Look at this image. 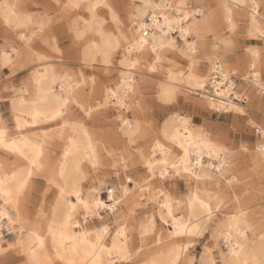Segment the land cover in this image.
I'll return each mask as SVG.
<instances>
[{
	"label": "bare ground",
	"instance_id": "6f19581e",
	"mask_svg": "<svg viewBox=\"0 0 264 264\" xmlns=\"http://www.w3.org/2000/svg\"><path fill=\"white\" fill-rule=\"evenodd\" d=\"M53 1L60 13L68 14L80 7L85 10L87 17L83 16L81 20L75 17L69 27L77 39L74 47L77 60L86 66H109L120 53L116 65L119 64L121 70L112 86L103 84L95 88L93 80H87L81 70L73 74L55 68L48 61L49 54L34 49V37H41V32L50 28L52 16L47 10H42V14L37 12L35 16L27 13L20 0H0V23L18 29V37L23 42L20 48L0 47V71L11 76L12 71L23 70L35 63L29 76L8 90L11 91L8 98L0 96V130L5 132L6 142L11 145L15 141L20 150L0 146V254L6 249L18 248L25 264H115L125 261L131 254L132 221L129 222V215L145 200L144 204H154L157 211L149 213L147 222L140 221L139 237L147 238L152 232L158 243L164 234L180 240L165 247H152V252L141 264H194V259L187 254L192 241L183 238L202 236L209 228L215 240L213 243L219 239L224 248L218 250L217 258L210 254V248H204L197 259L198 264H264V224L253 218L244 205L234 204L223 210L221 191L233 188L238 181L232 173L235 160L232 149L226 147L214 131L193 124L188 116L179 112L171 113L153 137L144 127L142 116L134 113L131 119L124 114L136 102L132 100L136 92L135 74L143 66L150 72H162V64L166 63L170 52L187 56L188 69L182 72L168 68L162 72L163 81L157 89L160 101L171 104L176 99V89L183 85L210 110L244 113L248 89L256 98L258 93L264 94L259 48L254 45L245 48L247 69L238 76L236 68L227 63L225 56L230 39L217 34L221 28L214 31V24L221 22L232 33L238 12L247 23L248 36L263 37L264 14L260 10L264 0H216L215 7L206 12L191 7L190 0H128L124 19L119 17L112 0ZM102 7L107 11L112 29L105 25V18L98 12ZM29 18L31 23H27ZM207 32L213 34V40L209 42V50L202 52L208 67L207 73H202L195 69L194 59L197 58V46L206 44ZM174 34L180 39V46ZM41 39L42 44L52 42L50 47L54 48L56 40L44 36ZM82 83L90 87L88 93L81 87ZM5 104L12 113L10 122L4 116ZM70 104L84 114L82 118L68 113ZM109 106L117 111L120 140L131 145L140 138L148 140L146 145L137 148L135 156V161L145 170L148 183L140 186L142 177L138 174L125 176L116 187L106 190L107 198L104 199L99 192L104 180L93 176L108 165L115 168L121 163L124 169L126 160L133 158V153L125 147L113 150L107 139L97 138L84 123V117H92L99 107ZM255 131L261 140L255 144L250 161L256 166H264V128H255ZM52 147L58 148L55 156L51 154ZM164 159L168 161L167 166L159 163ZM150 163L152 171L148 167ZM186 167L188 171H185ZM87 168L93 170V176H88ZM114 173L120 178L118 170ZM170 174L185 177L191 183L184 198L174 197L165 187L156 188L149 183L153 176L163 180ZM40 175L47 185L41 188L45 202L39 201L40 206L35 205L39 208L30 218L25 205L31 202L33 192H37ZM103 211L113 215L114 230L104 220ZM218 211L223 212L224 217L211 224ZM155 216L166 227L157 228ZM94 220L99 224L93 225L95 223L91 221ZM121 230L123 235L118 236ZM97 235H102L103 251L100 246L92 247L97 244ZM114 243L116 248L109 255L107 250L113 249Z\"/></svg>",
	"mask_w": 264,
	"mask_h": 264
},
{
	"label": "rangeland",
	"instance_id": "374dc122",
	"mask_svg": "<svg viewBox=\"0 0 264 264\" xmlns=\"http://www.w3.org/2000/svg\"><path fill=\"white\" fill-rule=\"evenodd\" d=\"M20 1H21V4L23 5L22 9L24 8V10L27 13H30L35 16L38 13L42 14L43 13L42 10H47L49 15L52 16V19H51L52 24L50 23V28L48 29L45 28L41 32V37L39 38H37L38 36L34 37L36 38L34 49L42 50L46 54H49L50 57L48 61L52 62L55 68L60 69V70L62 68L63 70L72 72L73 74L81 70L84 76L87 78V80H90V79L93 80L92 83L95 86V88L103 84H108V85L110 84L111 86L114 84L116 76L118 75V72H120L119 70H121V66L119 64L116 65L118 63L117 61L120 57V53L115 56V58L113 59V63L109 66H104L100 64L99 65L93 64L92 66H86L80 63L79 60H77L75 56L74 47H76L77 39H75V37L73 36V32L71 29H69V27L70 28L72 27L71 25L76 18L81 20L83 16L87 17V15L84 12L85 10H83L80 7L76 9L77 11L76 10L72 12L69 11V13L67 14V13H60L58 10V7H56L58 5L54 3L53 0H20ZM127 2L128 0H112V4L121 19L126 18V8H127L126 3ZM189 5L191 7L196 6L202 9L204 12H206L209 9H211L212 6L215 7L216 0H190ZM260 11L264 14V7L261 8ZM98 12L102 17L105 18V21H104L105 25L111 28V21L108 18L106 9L102 7L98 10ZM235 17L237 18V22H236V28L234 29V32H232L233 34L231 32L229 33V31L226 29V27L224 28V25H222L221 22H216V24H214V31H218L219 28H221V31L217 32V34L220 33L221 36H224L230 39L231 49L228 48L225 52L227 63L229 65L234 66L237 70L238 76H241L244 73V71L247 69V64H248V55L246 54L247 53L246 49H248V46L254 45L257 48H259V51H260V61L262 65L261 77L264 80V48H263L264 47V36L263 37L259 36L260 39L249 37L246 31L247 23L245 19L241 17L240 13L238 12L236 13ZM17 30L18 29H11L0 23V47L2 46V47H5L6 49H10L11 46L20 48L23 42H21V40L19 39L18 34L20 31L19 30L17 31ZM42 36L46 37L49 40H56L54 43L55 45L54 48L50 47V45H52V42H50L47 39H46L47 41L46 43H48L49 41V44H44V43L42 44V39H41ZM174 36L177 38L178 45L180 46L182 43L180 42V39L177 37V34H174ZM212 36L213 34L211 32H207V34L205 35V39H204V41H206V44L200 47L197 46V52L195 54V57L197 58L194 59V66H195V69L200 70L202 73H207L206 69H208L207 63H205V60L203 59L204 54L202 52L209 50L210 48L209 42L213 40ZM56 49H59V50L56 51ZM186 59H187V56H181L180 54H173L172 52L168 53L166 63L163 62L162 64L164 68L162 69V72L166 71L168 68L174 69L176 71L185 72L188 69V60ZM34 65L35 63L32 62L29 66H27V68L23 70L18 69L17 71H12L14 74L11 73V76L8 75L7 73H4V71H0V94H1L0 96L2 98H8V95L11 92V91L8 92V90L12 86H17L22 80H24V78L29 76L32 68H34ZM166 66H169V67H166ZM171 66H173L174 68ZM146 69L147 67L143 66L141 69L138 70V73L135 74V77L137 78L136 92L133 95L132 100L134 101L136 100V102L139 101L138 102L139 105H137L138 103L136 102L131 104L130 109L124 112L125 116L131 119L133 118L134 113L137 116L138 115L142 116L143 118L142 122L144 124V127L149 129L150 131L149 133L152 134V137L156 134L155 130H158L161 127L164 120L173 112H179L180 114L186 115L190 118L193 124L195 125L197 124L199 125V127L205 128L209 131L211 130V132L214 131L213 134L218 135L219 139H222L223 144L229 149H232L231 153L235 155L232 173L236 175L238 179V181L234 183L233 191H231L233 188H230V187L227 189L223 188V191H221V194L223 198L225 199V200L223 199V208L224 207L225 208L224 209L222 208V209L223 210L230 209L231 207L234 206V204L244 205L245 207L248 208V212L252 213L251 215L253 216V218H255L257 221H260L264 224V183H263L264 182V166L263 165L256 166L252 164L250 161V157H249L250 154L254 151L255 144L260 142L261 140L259 134L255 131V128H258V127L264 128V94L258 93L257 98H256L252 95V93L248 89L245 93L248 97H247L246 103H244V106H243L244 110L246 108L244 113H239V112L236 113L235 111L218 113L213 110H210L201 104L202 99L196 98L197 95H195L194 92L189 91L183 85H180L179 86L180 88L178 87L179 89L178 88L176 89V99L171 104L164 103L157 98V89H158V85L161 83V81H163V76H164L163 73L161 71H151L150 72V71H147ZM242 82H243L242 80L239 81V85ZM241 86L242 85H240V89H242ZM81 87H84L85 93H88L90 89L89 86L87 87L86 84L82 83ZM181 89H183V91ZM254 102L255 103L257 102L256 105ZM196 103L199 105L197 106ZM136 105L137 107H135ZM68 109L70 110L69 112L67 111L69 114L71 113V115H73L74 117H78L79 119L82 118L84 115L82 112H80V110L76 106H73V104H70ZM3 111H4L5 118L7 119L8 122H10L12 113H11V110L7 108L6 104L4 106ZM116 113H117L116 109H113L112 106H109V108L99 107V111H96L95 115H93L92 117H84V123L90 127V129L95 133L96 137L104 139V140L107 139L106 141H108V144H110L111 147L113 146V150H119V149L121 150L122 148L125 147V149H127L129 152L133 153L132 155L133 158L126 160V164H125L126 167L124 169L122 168L121 163H118L115 168H112L108 165L106 167H103V169L97 171L98 175L95 174V176H93L94 174L93 170L89 168L86 169L89 172L88 176L90 177L97 176L96 177L97 179L104 180V184L100 185L101 188L99 190L100 195L104 199L107 198L106 190L112 186L116 187L119 184L120 179L123 180L125 176L134 177V175L138 174L139 176L142 177L140 181V186H144L148 183L147 182L148 179L146 178V173H145L143 166L141 165L140 162L135 161V158H136L135 156L137 155L136 154L137 148H139L140 146H143V144L146 145L148 140L145 141V139L143 138L142 140H140L141 138L137 139V142L133 143L135 147L134 145H131V143L129 144L128 142H126L125 144L122 140H120L118 138L119 129L116 125L118 122L116 118ZM127 144L130 147L127 148L128 146ZM136 144H139V146ZM53 148L54 147L51 148L52 149L51 154L53 153L54 155L52 154V156H55L58 153V148L56 147L54 149ZM251 169H253V171ZM116 170H118V173H119L118 176L120 178H116V175L114 173ZM179 176L180 175L170 174L167 177L163 178V180L159 178L158 176H153L152 179L149 180V183H151V186H154L156 188L159 186V188L164 189L165 187V190L171 193L174 197L184 198L186 193L187 194L189 193L188 188L191 185V183L185 177H182V176L179 177ZM38 178L39 179L37 181L40 183L38 184L37 192H33L34 195H33V198H31V202H30L32 203V205L29 202H28L29 204L27 203L25 205L27 212H28V216H30V218H32L33 215H35L37 209L39 208V207L36 208V206H40L41 201L45 202L44 201L45 198L41 192L42 191L41 188L47 186L44 181L45 178H43L42 175L38 176ZM221 187H223L222 184H221ZM239 187H241L242 189ZM233 192L236 194H234ZM180 194H182L183 197ZM236 195L237 197H235ZM50 199L51 198H47V200H50ZM33 202L35 203L33 204ZM141 202L143 204L140 207L133 210V212H131L132 214L129 213L130 214L129 218L131 219L129 220V222L132 221L130 239L134 238L132 240L129 239V245H130L129 247L131 249V254L127 258V260L125 261L123 260L115 264H141V261L145 257H147V255L149 256L155 247L156 248L159 246L165 247L172 243H178L180 240L179 238L168 237L164 234L162 235L163 239L161 238V240H159V243H158V241H156V238L152 234V232L150 233L152 235L150 234L147 235L148 236L147 238L146 236H144L142 237L144 238V240H142V238L139 237L140 235L138 234L137 228L139 227L141 222L148 221L149 213L151 211L156 212L157 207L154 204L152 205L150 203L144 204L145 200H142ZM107 212L103 211L101 214L104 216L103 217L104 220L110 224L111 230H114L115 226H114L113 215L107 214ZM223 217H224L223 212L221 211L216 212L213 217L214 221H212L211 224H214L218 219H221ZM91 222L92 224L93 222L95 223L93 225L99 224L95 220ZM135 223H136V226H135ZM155 225L157 226V228L166 227V225L163 222H161V220L157 216H155ZM207 230H205L202 233V236H199V237L192 236L189 238L187 237L183 238L184 240L188 239L192 241L193 245L189 248V251L187 252V254L194 259V264H198L197 259L200 257V255L204 251V248L206 247L210 248V250L212 251L210 254H212L214 257L216 255L218 256L219 249L224 248L223 244L220 242L219 239L213 243V241L215 240L212 234L209 233L211 232V230L210 228ZM152 243H153V246H152ZM144 244L147 246H145ZM216 246H218V248ZM150 249L152 250L150 251ZM217 256L215 258H217ZM0 264H25V261L23 260L22 254L18 250V248H15V249L10 248V249H6L4 253L0 254Z\"/></svg>",
	"mask_w": 264,
	"mask_h": 264
},
{
	"label": "snow or ice",
	"instance_id": "6c2138e0",
	"mask_svg": "<svg viewBox=\"0 0 264 264\" xmlns=\"http://www.w3.org/2000/svg\"><path fill=\"white\" fill-rule=\"evenodd\" d=\"M74 6H79V5H74ZM90 10H91V9H90ZM27 23H31V19H30V18L28 19ZM21 26H23V25H21ZM20 38H21V39H25L24 36H21ZM253 54L255 55V53H253ZM65 103H67V101H65ZM237 110L239 111V109H237ZM57 114L59 115V113H57ZM18 123H19V122H18ZM0 146L5 147V148H10L11 150H14V151H20L18 148H16V142H15V141H13L11 145H9V144L6 142L5 132L2 131V130H0ZM21 155H23V152H21ZM32 163H35V161H32ZM159 163H162V164H164L165 166H167L168 161H167V159H164V160L159 161ZM148 167H149V170H150V171L153 170V166H152L151 163L148 165ZM173 167H176V165H173ZM188 170H189V169L186 167V168H185V171H188ZM161 174H162V175L164 174L163 171H162ZM110 198H111V197H110ZM202 206L205 207V208H208V207H209L207 204H202ZM85 207H87V205H85ZM209 213H210V209H209ZM237 230H239V229H237ZM103 231L106 232L107 229H104ZM86 235H87V234H86ZM117 235H118V236H119V235H123V230L119 231V232L117 233ZM96 240H97V244L92 246L93 249H95L97 246H100V247H101V251H103L104 249H103L102 245H100V241L102 240V235H97ZM115 248H116V245H115V243H114V244H113V249H108V250H107V251L109 252V255H111L112 251H113Z\"/></svg>",
	"mask_w": 264,
	"mask_h": 264
}]
</instances>
